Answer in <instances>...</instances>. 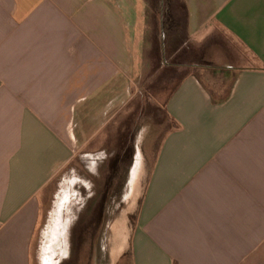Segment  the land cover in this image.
<instances>
[{
	"label": "crops",
	"instance_id": "crops-1",
	"mask_svg": "<svg viewBox=\"0 0 264 264\" xmlns=\"http://www.w3.org/2000/svg\"><path fill=\"white\" fill-rule=\"evenodd\" d=\"M152 3L0 0V264L36 263L46 189L79 152L105 143L107 179L121 172L112 163L126 151L125 117L142 113L133 103L155 64L172 71L184 47L199 53L216 38L240 46L245 56L230 59L245 64L229 68L227 94L194 74L177 84L153 165L130 155L107 254L112 264H264V0H179L185 39L163 43L165 7ZM85 210L72 233H88Z\"/></svg>",
	"mask_w": 264,
	"mask_h": 264
},
{
	"label": "rangeland",
	"instance_id": "rangeland-1",
	"mask_svg": "<svg viewBox=\"0 0 264 264\" xmlns=\"http://www.w3.org/2000/svg\"><path fill=\"white\" fill-rule=\"evenodd\" d=\"M152 1L154 9L161 10L162 6L173 8L174 17L177 20L174 30L176 32L168 33L161 30L160 32L164 33L160 35V41L163 43L165 40L163 34L168 35L169 39L183 38L184 40L185 16L179 0ZM162 12L158 14L160 25L163 23ZM152 16L153 14H150V19ZM165 25L170 27L169 23ZM229 40L213 39L199 53L194 47H189V50L184 47L187 52L181 60L177 61L179 66L166 73L159 71L161 69L159 61L155 64L153 70L157 73L145 79L144 90L133 103L137 106L138 101L142 102L141 105L144 106L142 113L139 118L136 117L135 112L125 117L123 125L128 128L126 132H129L125 135L122 146V150L126 149V151L120 154L117 165L120 173L114 171L109 176L112 178L107 179L103 169L110 158L106 159V152L101 151L102 145L103 149L106 148H104L105 143H96L88 147V152H79L74 161L52 180L45 192L46 219L42 233H38L36 239L35 264H43L47 258H50L53 264L58 262L82 264L87 252L88 264H112L107 254L110 233H106V227L123 205L121 200L127 190L130 169L134 164L130 155L140 150L144 156L142 161L146 166L153 165L163 137L174 126L164 111V105L184 76L194 74L208 90L217 92L219 95L227 94L234 80L233 74L229 73V68L245 64L244 61L235 62L230 59L231 56L234 58V56L245 55L237 44L234 43L231 47L227 45ZM112 141L106 143L109 153L113 152V148L117 149L116 143ZM88 153L90 156L87 155ZM105 182L110 184L107 203L104 205L99 202L100 204L92 210L90 203L100 198L105 189ZM87 205L88 233H72L75 222L82 217Z\"/></svg>",
	"mask_w": 264,
	"mask_h": 264
},
{
	"label": "trees",
	"instance_id": "trees-1",
	"mask_svg": "<svg viewBox=\"0 0 264 264\" xmlns=\"http://www.w3.org/2000/svg\"><path fill=\"white\" fill-rule=\"evenodd\" d=\"M162 22H163V24H164V31H166V29H168L169 28V26L168 27H166L167 25H165L166 23H169V25L171 24V23H174V21H175V15L174 14H172V10H164L163 11V13H162ZM118 163H119V157H116L114 160H113V163H112V166L113 167H116L117 165H118Z\"/></svg>",
	"mask_w": 264,
	"mask_h": 264
}]
</instances>
